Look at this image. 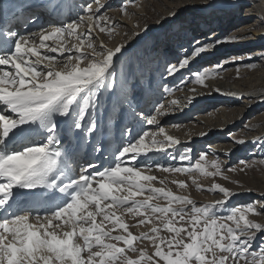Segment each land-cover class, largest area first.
<instances>
[{
  "label": "snow or ice",
  "instance_id": "obj_1",
  "mask_svg": "<svg viewBox=\"0 0 264 264\" xmlns=\"http://www.w3.org/2000/svg\"><path fill=\"white\" fill-rule=\"evenodd\" d=\"M95 5L83 6L70 23L26 34L8 30L0 40V264H264V224L250 218L264 214V206L258 210L249 203L218 215L236 193L191 177L198 172L228 180L219 160L202 153L186 167L150 162L181 143L161 126L159 118L170 111L164 103L153 114H140L156 130L136 136L127 130V141L108 166H81L66 147L71 139L65 141V129L73 135L95 132V118L87 126L85 118L102 92L117 88L116 57L124 44L109 47L100 38L113 35L116 24L101 14V0ZM51 7L55 12L60 6ZM120 11L126 15L127 6ZM214 46L194 47L167 74H177ZM222 67L196 71L193 82L206 85ZM124 84L121 77V90ZM190 153L185 149L179 160H191ZM153 167L187 174L198 191L223 198L198 205L166 187L167 178L150 174ZM170 182L189 187L185 180ZM126 217L135 219L133 227H151L133 233ZM258 235L261 243L254 247Z\"/></svg>",
  "mask_w": 264,
  "mask_h": 264
},
{
  "label": "rangeland",
  "instance_id": "obj_2",
  "mask_svg": "<svg viewBox=\"0 0 264 264\" xmlns=\"http://www.w3.org/2000/svg\"><path fill=\"white\" fill-rule=\"evenodd\" d=\"M88 3L93 4V7L96 6L95 0H88L87 2L82 0L84 6ZM101 3L105 5L100 10L101 14L111 17L116 28L113 35L100 34V36L107 39L110 45L123 43V51L127 50L121 55L120 61L116 63V75L123 77L125 84L121 90L120 79L115 92L104 91L100 94L104 100L102 103H98L94 112L90 110L84 121L85 126L93 117L96 122H103L102 118L105 114L106 123L109 119L110 125L119 122L118 126L120 127L124 116L127 115V106L132 105L137 100L134 97L135 93L138 94L143 90L146 93L149 88L153 91V85L157 86L158 91L162 89L164 92H155L159 94L160 100L152 104L149 110L151 114L154 113L155 108L160 103H164L172 112L179 111L176 105L171 104L172 98L179 94L185 93L184 95L187 96L188 93L198 92L203 95L210 88H207L209 83L212 82L216 85L212 86L211 89H217L221 86L219 88L221 91V88L226 89V85L222 81L226 80L227 83L234 82L237 84L238 79L246 78L250 84H255L252 86L253 95L252 97H243L233 106L244 108V110L248 109L247 115L235 122L226 124L228 125L226 128L228 136L225 137L223 144H228L233 150L235 149L231 158L224 157L222 160L219 154L211 153L207 148L211 143L217 145L218 143L215 144V141L219 142V139L203 140L198 146H192L189 142L184 144L179 153L174 155L177 157L185 149H191V160L181 162L177 157L176 163L162 165L164 167H186L194 163L200 154L206 153L207 160L217 159L225 166V174L229 176V179L203 176L198 172L191 173V177L197 178V181L206 187L216 182L236 193L224 209L218 210V215H227L230 208L249 203L255 204L258 210H261V207L264 206V194L259 192L264 190V141H261L264 138V124L258 121L257 117L264 113V104L262 103L264 100V78L259 75L264 68V3L262 0H101ZM218 3L219 5H215ZM124 6H127L126 15L120 11ZM246 9H254L251 12H256L249 15L250 12H246ZM202 24H206L207 28ZM198 32L200 34L196 35ZM199 36L205 38L200 41ZM206 36H211V38H206ZM216 41L219 43H215ZM206 43H214V47H217L221 52L216 54L213 47L177 74L172 76L167 74L166 69L169 65L178 64L194 47ZM110 45L109 47H111ZM234 46H239L238 50H233ZM218 64L223 65L222 69L218 71L216 76L210 77L206 81V85L193 82V74L196 71L213 68ZM227 75H229V79H225ZM243 88L247 89L246 86ZM169 89L171 91H167ZM113 96L116 98L114 103ZM108 100L109 104L107 105ZM122 102H125V105ZM227 107L224 103L206 105L199 109L196 106H190L191 115L184 118L185 121L183 122L176 120L168 123V130L174 133L172 128L186 125L189 126L187 132L184 133L187 141H193V138L200 134V138L204 139L208 135L210 136L208 129H206L209 127L208 125L221 124L219 122L225 120L226 115L223 108L228 109ZM105 109L108 110L105 111ZM200 118L203 122L199 120ZM129 123L125 124L124 130ZM114 133L113 135H115ZM240 140H243L244 143L237 142ZM120 143L122 145V142ZM242 161L244 164H241ZM228 168L237 170L228 172ZM155 169L153 167L150 174L162 179L167 178L166 187L177 194L190 195L192 199L197 201L198 205L223 198L222 194L219 193L198 191L187 174L165 173L159 170L157 172ZM174 179L187 181L188 189H179L170 182ZM234 181H238V183H234ZM155 186L160 187L161 185L157 181ZM157 203L164 204L166 201L159 200ZM250 218L264 224V214ZM126 220L133 233L138 234L140 231H147L151 227V225L133 227L135 219L126 217ZM260 243L261 238L258 235L253 246L255 247ZM144 245H148L149 252L153 250L148 242L141 244V246Z\"/></svg>",
  "mask_w": 264,
  "mask_h": 264
},
{
  "label": "bare ground",
  "instance_id": "obj_3",
  "mask_svg": "<svg viewBox=\"0 0 264 264\" xmlns=\"http://www.w3.org/2000/svg\"><path fill=\"white\" fill-rule=\"evenodd\" d=\"M62 1L57 0L56 2L54 0H0V19L1 18L4 19V17L6 16L9 17L8 24L6 25V30L17 31L20 34L21 33L19 31L20 22L27 21L28 20L27 17L29 15H33L32 18L33 17H36V19L42 18L43 19L42 22L44 24L41 26H37L36 28L32 30L28 29L27 32L29 31L31 32L33 30L38 31L41 27L50 30L54 26H59L61 24L70 23L71 20L77 18L78 14H82V7L84 6V4L79 3L81 0H77V1L62 0ZM84 1L87 2L88 0H84ZM53 2H55V4H58L60 6L58 10L55 12L52 10V7H51ZM262 3H264V0H262ZM33 5H36V7L35 8L32 7ZM215 5H219V3ZM74 11L76 13H73ZM247 11L250 12L249 15L254 14L256 12V11L251 12V11H254V9H246V12ZM39 15H42V16H39ZM33 21L30 19V21L26 25L31 24ZM42 22L40 24H42ZM202 25H204V27L207 28L206 24H202ZM23 28L24 26H22V28L20 29H23ZM199 34L200 32L196 33V35H199ZM100 38L103 39L102 36H100ZM199 38H200V41H202L205 37L199 36ZM206 38H211V36L209 37L206 36ZM103 40L106 43V45L108 44L110 45L107 39H103ZM97 43H99V40L97 41ZM110 46L115 47L116 45L113 44ZM238 48L239 46H234L232 49L238 50ZM213 50L216 54L221 52L219 51V49H217V47H214ZM126 51L127 50H124V51L122 50V53L117 54L116 63L120 61V57H122L121 55L125 53ZM247 60H249V58H247ZM260 72L261 73H259V75L262 76V78H264V68ZM225 79H229V75H227ZM222 82L225 83L226 85L225 90L221 88V91H215L216 90L215 87H214L215 89H211L212 86L216 85V83L212 82V83H209V86H207V88L209 87L210 88L208 89L207 92L205 91L206 93L203 95L202 94L200 95L198 92H195V93L193 92L191 94L188 93L187 96L184 95L185 93L177 95L176 97L172 98V100H177L179 102V104H176V106L179 108V111H173V112L169 111L170 112L169 114L165 116H161L159 119H160L161 126H163L169 132L168 126H167L168 123H172L173 121H176V120H178L179 122L185 121L184 118L191 115L189 111L190 106H196L197 109H199L206 105L210 106L212 104L224 103V105L228 106L227 107L228 109L223 108V110H225L224 114L226 115L225 120H223V122H219L221 124L214 123V124L208 125L209 127H207L206 129H208L210 136L208 135L206 138L201 139L200 138L201 134L200 135L198 134L199 136H196L195 138H193V141H190V140L187 141L188 139L186 140V138L184 137V133L187 132V129L189 126L184 125L182 127L177 126V127L172 128L174 133L169 132V134L174 137H177L181 141V143L179 145L174 146L173 148L168 149L164 153L157 154L150 161L151 163L153 164L160 163V165L162 164L165 165L166 163H170V164L176 163V161L178 160L176 158L178 156L176 157L174 155H177L179 153V151L184 147V144H187L189 142L190 145L192 146L194 145L198 146L199 143L203 142V140L205 141V140H216V139H219V142L215 141V144L217 143L218 144L217 145H213L212 143L209 144L207 146L209 151L214 154H219L222 160H224V157L231 158L232 154L235 152V149L233 150V148L229 146L228 144H223L225 137L228 136V134L226 133V128H228V125L226 124L231 123L233 121L235 122L241 117L247 115L248 109L244 110V108L236 107L233 105L238 100H242L243 97H252L253 95L252 86L253 85L255 86V84H250V81L246 78L238 79L236 81L237 84H234V82L227 83L226 80ZM243 86H246L247 89L243 88ZM152 87H153V91H151L149 88V90L146 93H144L145 92L144 90L138 94L137 92L135 93L134 97H136L137 100L134 103H132V105L127 106L128 112H127V115L124 116L125 118L124 117H123L124 119L122 118L123 120L120 119L122 120V123H120L121 124L120 127L118 126L119 122L117 124L110 125L109 122L111 121H109V119H108V123H106L104 120L105 114L103 111L104 117L102 119L104 123L102 121H100L101 123L97 122V126H98L97 129L95 130V132L89 135L80 133L79 130H75V135H73L72 133H69L67 129H65V136H64L65 141L71 139V144H66V147H68L71 150L72 148H79L80 146H86L87 149L83 157L86 159V158H89V155H88L89 147L99 146L98 155L101 156L103 153L107 152L108 162L104 164L103 163L104 158H101L94 162H88V160H84V161H86L85 163H91V164L96 165L97 168H101V166H108V164L112 161L117 148L122 146L120 142H122L123 144L124 140L127 141L128 139L127 130H131V133L133 136H136L138 133H142L145 130H150V131L156 130L155 126L144 124V121L140 115L141 113H143L144 116L151 114L149 113V110L152 107V104H155L156 101L160 100L159 94L155 92H161V93L164 92L162 91V89L161 91L160 89L158 91V88L156 85H153ZM210 90L212 91L208 93ZM113 98H114L113 99V103H114L116 98L115 96H113ZM102 100H104V97L99 96V103H102ZM122 103L125 105V102H122ZM262 103L264 104V100ZM108 104H109V100L107 101V105ZM106 110L108 109H105V111ZM105 113H108V112H105ZM201 118L199 120L203 122L202 121L203 118L202 119ZM257 119L258 121L264 124V113L261 116L257 117ZM127 122H130V123L124 130V126ZM205 123L207 124V122ZM113 133L115 135H113ZM261 141H264V138ZM173 157H176V158L173 159ZM84 166H87V164ZM259 192H261V194H264V190H260Z\"/></svg>",
  "mask_w": 264,
  "mask_h": 264
}]
</instances>
